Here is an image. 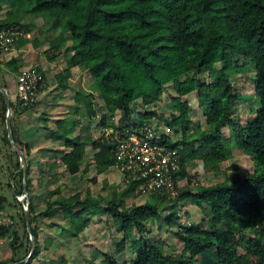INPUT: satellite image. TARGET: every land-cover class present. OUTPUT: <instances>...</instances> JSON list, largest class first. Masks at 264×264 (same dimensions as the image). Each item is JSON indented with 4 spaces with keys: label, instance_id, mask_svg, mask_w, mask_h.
I'll list each match as a JSON object with an SVG mask.
<instances>
[{
    "label": "trees",
    "instance_id": "trees-1",
    "mask_svg": "<svg viewBox=\"0 0 264 264\" xmlns=\"http://www.w3.org/2000/svg\"><path fill=\"white\" fill-rule=\"evenodd\" d=\"M4 1L0 0V8ZM8 1L11 7L0 19V31L16 30L11 50L30 41L41 45L37 37L26 36L34 24L28 17H39L42 25L38 31L57 30L54 36L44 38L48 43L44 50L47 60L52 61L61 53L66 56L67 68L58 82L64 83L74 66L83 67L94 81L93 91L96 87L100 93L104 111L98 137H93L90 126L80 118L70 128H63L65 118L56 120L51 136L61 142L63 149L54 160L43 163L45 181L44 172L39 169L41 174L35 181L44 184L47 191L42 203H37L31 193L37 184L31 174L36 169L31 146L20 138L17 119L39 105L40 100L33 106L18 100L11 102V131L25 155L26 179L24 182L19 156L9 143L3 122L0 149L5 165L0 163V237L7 238L11 253L0 259V264L23 260L31 249L24 204L18 199L24 187L36 246L28 260L19 264H34L42 249L53 241L48 236L41 242L39 229L40 221L55 222L56 209L65 220L61 225L63 236L78 237L91 224V214L111 217L112 225L122 233L114 244L115 254L123 259L129 247L132 257L119 261L114 253L98 250L104 256L99 264H264V0ZM67 34L71 42L61 52L67 44ZM1 52L4 51L0 47ZM0 61L16 72L22 69L20 54ZM28 68L41 74L37 66ZM247 68L253 71L258 108H248L253 111L252 116L241 124L234 116L240 94L233 79H241L239 75ZM41 85L42 81L39 92ZM168 86L174 96L167 102L172 116L166 117V125L178 137L164 128H155L152 120L163 115L151 106L161 100ZM194 91L202 122L193 120L186 98ZM83 92L77 99L85 102L82 109L90 120L96 115L95 95ZM89 95L87 101L85 97ZM0 97L4 100L1 93ZM137 103L141 110L136 109ZM117 111L124 118L119 124L113 120ZM134 112L137 120L129 121ZM143 125L159 135L160 144L176 150V158L172 159L175 166L169 169L174 195L164 187L148 188L145 178L128 176L127 172H120L125 187L118 192L110 187L109 196L99 191L93 194L89 187L65 195L61 186L52 187L60 176L81 175L91 164L97 174L111 167L117 169L115 142L104 135V130ZM78 126L79 133L73 135ZM226 127L229 133L224 135ZM88 146L94 152L91 161L82 167ZM233 148L252 161V168L244 174L236 165L222 166L233 155ZM198 161L222 178L212 184H200L196 173L190 172ZM184 178L185 183L180 184ZM91 181L95 183L96 177H91ZM140 194L149 196L140 204L126 205L127 197ZM190 204L202 212L198 221H184L179 214ZM189 216L186 210L184 217ZM155 225L157 233L162 230L172 234L175 244L148 236ZM50 261L69 264L62 257Z\"/></svg>",
    "mask_w": 264,
    "mask_h": 264
},
{
    "label": "rangeland",
    "instance_id": "rangeland-1",
    "mask_svg": "<svg viewBox=\"0 0 264 264\" xmlns=\"http://www.w3.org/2000/svg\"><path fill=\"white\" fill-rule=\"evenodd\" d=\"M11 7V4L8 0L2 2L0 8V19L5 17L6 11ZM33 19L34 24L30 33H27L26 36L37 37L39 41H41L40 46H36L31 41L27 42L24 46L20 49L14 48L10 51H4L0 53V59H9L10 56L20 54V58L22 62H19V68H26L30 66H36L45 64L47 60L46 54L44 50L48 47V43L44 40L46 36H54L57 33V30H50V31H38V28H41L42 25L41 19L36 16H29ZM43 28V27H42ZM67 44L62 47L61 52H65V48L67 45H70V35L67 34ZM60 52V53H61ZM65 55L63 53L59 54L57 58L58 64L56 66H64ZM47 64H51L48 62ZM250 65L248 64V67ZM16 71L8 68L2 61H0V84L6 87L10 101L15 103L16 102V91H15V84H16ZM243 74L239 75L241 79L234 77L235 86L240 94L237 106L234 111V116L237 118L241 124H245L250 117L252 116L253 111H249L250 108L254 110L258 108V101L254 96V84H253V71L251 68H247L246 71L242 72ZM236 75V74H235ZM234 75V76H235ZM206 76V74H205ZM208 78V77H207ZM90 79L87 78L85 80V85H88L91 89ZM94 83L92 79V84ZM95 85V84H94ZM93 86V85H92ZM96 97L94 98V108L96 110V115L92 116V119H88L87 116H84L85 110L80 108H69V111H59L60 100H54L51 103V107L47 110L43 108L45 102V98L41 100L37 108H30L26 112L22 113L18 119L17 124L19 130H22V134L19 132V136L23 142H31V160L34 165V171L32 174V180L34 182L38 181V176L41 174L40 170H43L44 175L43 179L46 180L47 171L44 170L42 167L39 166V156H48V157H58L59 156V148L63 147H56L59 143L56 141L55 138L51 136V130L56 128V120L58 119L56 113H65L63 128H67L73 124V121L78 118L81 119L83 122H87L90 126V132L94 135V137H98L101 134V128L99 126L102 112L104 111V107L102 104V98L100 96L99 91L96 87H94ZM85 92V91H84ZM83 92V93H84ZM246 98H245V96ZM174 96V91L171 86H168L165 90L160 101L153 104L151 107L156 109L159 113H162L161 116H156L152 118L154 122L155 128L159 127V129L164 128L174 137H178L177 133H174L171 128L166 125V117L172 116L170 113L167 102H169ZM90 95L86 96V100H90ZM189 101L191 107V116L193 120L196 122L203 121L202 111L199 108L198 102V95L197 92L194 91L186 96ZM70 99V98H69ZM57 101V102H56ZM85 104V102H84ZM83 104V105H84ZM83 107V106H82ZM249 108V109H248ZM136 109L141 110V106L139 103L136 104ZM114 123H121L124 118L120 115V112L117 111L114 117ZM137 117L135 112L131 114L129 121H136ZM113 122V121H111ZM81 128V127H80ZM174 133V134H173ZM224 135L229 133L228 128L223 129ZM22 135V136H21ZM37 140H41V143L45 145H49L47 147V151L40 147L39 142L35 144ZM1 145V144H0ZM47 145V146H48ZM36 146V147H35ZM233 155L229 160L222 163V166L225 167L227 165H236L237 170L244 174L246 171H249L252 168V161L249 157L243 155L239 149L233 148ZM94 150L88 148L87 153L84 156L82 167L85 166L86 162H90L92 159ZM34 154V157H33ZM51 157V158H52ZM0 163L5 165L4 162V153L3 150L0 149ZM62 166V165H61ZM40 168V170L38 169ZM121 171L111 167L107 171L103 173L97 174L95 171L94 164H91L87 169V172L82 173L81 175H62L53 182L52 187L59 185L62 188V191L65 195H69L74 193L78 189H85L87 187L90 188L93 194H96L98 191L106 196L111 195L109 192L111 189H116L117 192L123 189L125 186V182L123 181L124 177L120 173ZM190 172L193 174L196 173L195 177L200 184H212L222 178V175H216L213 169L204 168L202 163L198 161V165L196 167L190 169ZM2 172H0V180L3 182ZM96 177V182L91 181V177ZM37 178V181H35ZM186 179H181L180 184H184ZM111 185V186H109ZM115 186V188H114ZM111 187V189H110ZM7 188V187H6ZM5 188V190H6ZM47 188L44 184L37 182L35 187L32 189V196L37 203H42L43 198L45 197ZM23 194L19 195L18 197L23 196ZM118 195V194H117ZM149 195L147 194H140L137 197L129 196L125 199L126 205L140 204L142 203ZM26 197H24V205L26 204ZM188 211L190 216L188 218L184 217L185 211ZM181 216H183V220L190 222V221H198L201 216L202 212L200 208L195 204L188 205L185 209L179 212ZM89 215V214H88ZM86 215V216H88ZM91 224L88 225L78 237L75 236H63L61 234V225L65 223L64 218H62L61 211L56 209L54 215V223L52 221H40V241L42 242L46 237L51 236L53 241L47 246L44 247L39 255L33 262L34 264H52L51 259H58L63 258V260L67 261L69 264H99L98 262L104 258L103 254L99 251L107 250L115 258L119 261L122 260H129L132 257L131 251L129 247H126V254L123 259L118 257L115 254V247L114 244L118 241L122 233L118 232L115 227L112 225V219L110 216H106L104 214H91ZM104 216L106 218H104ZM156 225L153 226L151 232L148 236L152 238H164L169 245H174L176 240L172 234H168L166 231H162L161 233H157ZM99 250V251H98ZM11 253V248L8 244L6 237H0V259H3ZM12 264V263H11Z\"/></svg>",
    "mask_w": 264,
    "mask_h": 264
},
{
    "label": "built area",
    "instance_id": "built-area-1",
    "mask_svg": "<svg viewBox=\"0 0 264 264\" xmlns=\"http://www.w3.org/2000/svg\"><path fill=\"white\" fill-rule=\"evenodd\" d=\"M14 34L16 30L13 28L0 31V47L3 51L11 50ZM40 82L39 72L28 67L20 69L16 73V100L28 106L37 104L40 100ZM4 103L0 97V129L3 122L6 123L7 108L3 109ZM104 135L115 142L118 159L115 167L119 171L135 178H145L148 188L164 187L170 195L175 194L169 169L175 166L172 159L176 158V150L160 144L159 135L151 127L143 125L118 131L105 129Z\"/></svg>",
    "mask_w": 264,
    "mask_h": 264
},
{
    "label": "crops",
    "instance_id": "crops-1",
    "mask_svg": "<svg viewBox=\"0 0 264 264\" xmlns=\"http://www.w3.org/2000/svg\"><path fill=\"white\" fill-rule=\"evenodd\" d=\"M59 58L56 57V59L52 60V61H46L45 64H41V65H36L37 67L40 68L41 71V75H43V78L41 79L42 81V85L40 88V102L43 98H45V104L43 106V108H46L47 110L49 109V107H51V103L54 102V100H60L59 104H60V108L59 111H69L67 109L72 108V107H77V108H82L84 102L81 99H77L78 95L80 94V92L83 91H91L94 93L95 97L96 94L93 91V86H92V78L91 76L87 73V71L80 66H74L72 69H70V73L67 76V80L64 81V83H59L58 82V77L66 71L67 68V62L64 61V66H56V65H61L58 64V60ZM48 62H50L51 64H47ZM35 66V67H36ZM34 67V66H33ZM89 78L90 79V85H91V89L89 88L88 85H85V80ZM41 83V82H40ZM15 91H16V84H15ZM70 98V99H69ZM39 102V103H40ZM57 102V101H56ZM38 106V105H37ZM37 106H35L34 108H37ZM59 118H63L65 116V113H56ZM80 131V126H78L73 132L72 134L75 135L77 133H79ZM19 132L21 133L22 130L20 129ZM22 134V133H21ZM22 136V135H21ZM94 137V135H93ZM21 138V137H20ZM23 139V138H21ZM59 143L57 144L58 146L56 147H62L61 142L59 140H56ZM39 142V144L41 143V140H37L35 142V144ZM30 145L31 142H27ZM48 145V143H47ZM44 143L40 144V147H42L44 150H48L47 147H49V145L47 146ZM36 147V146H35ZM90 148L89 146L87 147ZM60 150L62 148H59ZM91 149V148H90ZM59 151V150H58ZM32 152V151H31ZM87 153V151H86ZM34 157V154H33ZM52 157V156H51ZM48 157L45 155H41L39 156V166L42 167L43 163H45L46 161H52L55 159L54 157ZM38 169H40L38 167Z\"/></svg>",
    "mask_w": 264,
    "mask_h": 264
},
{
    "label": "water",
    "instance_id": "water-1",
    "mask_svg": "<svg viewBox=\"0 0 264 264\" xmlns=\"http://www.w3.org/2000/svg\"><path fill=\"white\" fill-rule=\"evenodd\" d=\"M0 93L3 96V98H4V102H5V105H6V108H7V116H6L7 137H8V140H9V143H10L12 149L14 151H16L18 156H19L20 168L23 171V180L25 182V179H26V160H25V155H24V152L17 146V144L15 143V141L13 139L12 131H11V116H12L11 101H10L9 93H8L6 87L2 86L1 84H0ZM24 197H27V192H26L25 187H24V195L21 196V197H18L19 201L22 204L25 203L24 200H23ZM24 210H25V218H26L27 230H28L29 237H30V240H31V249H30L29 254L26 256V258H24L23 260L14 262L12 264H19L20 262L27 261L28 258L33 254L35 246H36V241H35V238H34V236L32 234V231H31V222H30V215H29V208H28V201L27 200H26V204L24 205Z\"/></svg>",
    "mask_w": 264,
    "mask_h": 264
}]
</instances>
